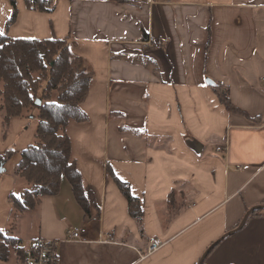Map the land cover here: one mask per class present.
<instances>
[{
    "label": "crops",
    "instance_id": "0c3cea01",
    "mask_svg": "<svg viewBox=\"0 0 264 264\" xmlns=\"http://www.w3.org/2000/svg\"><path fill=\"white\" fill-rule=\"evenodd\" d=\"M16 1L7 28L13 5L0 0V31L68 39L74 68L91 77L88 119L65 127L84 203L63 176L56 194L16 210L13 195L31 184L12 158L37 118L14 119L4 140L0 111V153L15 150L0 165V229L18 239L7 253L2 244L0 264H20V242L36 237L61 240L60 264H198L264 205V0H55L51 12ZM207 79L245 113L228 111ZM256 210L205 264H264ZM81 226L85 240L66 239ZM152 238L162 245L147 254Z\"/></svg>",
    "mask_w": 264,
    "mask_h": 264
},
{
    "label": "trees",
    "instance_id": "16d2710c",
    "mask_svg": "<svg viewBox=\"0 0 264 264\" xmlns=\"http://www.w3.org/2000/svg\"><path fill=\"white\" fill-rule=\"evenodd\" d=\"M11 1L13 13L6 24L7 28L18 16L17 1ZM25 2L29 9L43 12H51L56 7L55 0ZM72 60L73 51L68 39L57 36L45 39L15 38L7 31H0V111L3 114V139H7L14 119L27 118L32 111L38 109L35 136L28 146L22 148L18 165L20 175L32 188L21 195H13L15 208L34 207L40 197L56 194L63 176L69 179L77 198L84 203L81 171L77 161L72 158L71 139L65 132V127L72 119H88L82 104L88 95L91 77L77 72ZM212 86L228 111L245 113L233 103L227 85L214 83ZM54 92H57L56 98H53ZM38 99L42 100L39 105ZM14 152V148H7L0 153V165L11 159ZM125 193L132 205L135 198L126 189ZM134 214L136 215L135 212ZM253 214H257V210L251 213ZM3 232L0 229V249L4 244L7 253V244L3 242L6 236ZM0 257L5 258L6 255L1 253Z\"/></svg>",
    "mask_w": 264,
    "mask_h": 264
},
{
    "label": "built area",
    "instance_id": "2783aa9c",
    "mask_svg": "<svg viewBox=\"0 0 264 264\" xmlns=\"http://www.w3.org/2000/svg\"><path fill=\"white\" fill-rule=\"evenodd\" d=\"M218 151H225L224 146H218ZM87 227L81 226L77 228H71L67 231L66 239L83 241L86 239ZM61 240L36 237L26 240H22V262L21 264H60L59 245ZM162 242L160 239H150L146 253L151 254L158 248H160Z\"/></svg>",
    "mask_w": 264,
    "mask_h": 264
},
{
    "label": "water",
    "instance_id": "95a60500",
    "mask_svg": "<svg viewBox=\"0 0 264 264\" xmlns=\"http://www.w3.org/2000/svg\"><path fill=\"white\" fill-rule=\"evenodd\" d=\"M207 81L210 83V84H214V81L212 79H207ZM37 104H41V100H37ZM261 207H264V205H259V206H255L253 208H251L247 213L246 215L244 216V218L242 219L241 223L239 224V226L233 230H230L229 232L225 233L219 240H217L216 242H214L213 246H211L206 252L205 254L203 255V257L201 258V260L199 261L198 264H202L207 256V254L209 253V251L212 250V247H214L215 245H217L221 240H223L225 237L229 236V235H232L233 233H235L236 231L242 229L247 220H248V217L249 215L254 211L256 210L257 208H261Z\"/></svg>",
    "mask_w": 264,
    "mask_h": 264
},
{
    "label": "rangeland",
    "instance_id": "374dc122",
    "mask_svg": "<svg viewBox=\"0 0 264 264\" xmlns=\"http://www.w3.org/2000/svg\"><path fill=\"white\" fill-rule=\"evenodd\" d=\"M77 72H81L80 70H77V69H75ZM81 73H83V72H81ZM85 75V74H84ZM56 94H57V92H54L53 93V98H56ZM40 100V99H39ZM41 103H42V100H41ZM30 117H33V118H38V115H36V113H35V111H32V113L30 114ZM18 160H20V152L18 153V156H16V157H14V158H12V162H14V161H18ZM32 188V186L30 187V189ZM25 192V191H24ZM23 192V193H24ZM21 195V194H20ZM20 207H23V206H21V204H20ZM35 207V206H34ZM34 207H28L29 209H31V208H34ZM27 209V208H26ZM16 210L17 211H21V210H23V208H17L16 207ZM27 232V231H26ZM2 236H0V238H1ZM10 238H13V239H10ZM15 241H16V243H17V241H18V239H16V238H14V237H5L4 238V240H3V242H6V243H9V244H11V243H15ZM22 242V241H21ZM21 242H20V246H21V250H22V245H21Z\"/></svg>",
    "mask_w": 264,
    "mask_h": 264
}]
</instances>
